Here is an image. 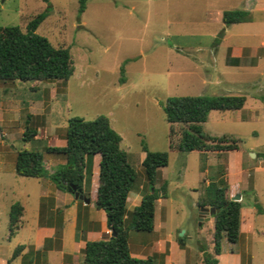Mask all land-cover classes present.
Returning a JSON list of instances; mask_svg holds the SVG:
<instances>
[{
    "label": "rangeland",
    "instance_id": "rangeland-1",
    "mask_svg": "<svg viewBox=\"0 0 264 264\" xmlns=\"http://www.w3.org/2000/svg\"><path fill=\"white\" fill-rule=\"evenodd\" d=\"M250 1L87 0L80 12V0H0L3 26L26 30L30 20L46 13L36 32L55 46L68 47L75 65L67 80H0V264H27L35 256L43 232L40 202L43 222L53 197L50 193L40 201L53 190L48 176L16 172L17 152L42 151L51 172L65 157L46 148L64 145L69 119L101 114L122 136L121 147L137 171L131 195L148 189L143 142L169 154L168 165L156 177V187L166 181L167 190L156 203L155 227L130 230L132 256H153L154 264H203L201 247L214 252V216L200 217L198 201L210 181L226 179L242 194L243 214L240 238L235 244L223 238L218 264H264V164H257L251 153L264 158V0L253 9L252 20L223 21L225 10L244 9ZM236 45L247 58L261 57L259 64L228 65L226 58ZM199 94L246 95L242 108L211 110L202 124L207 134L238 138V150L171 148L163 104L172 96ZM185 126H175L174 139ZM28 127L37 133L26 136ZM93 158L84 183L90 197L99 172ZM15 202L25 212L18 226H11ZM132 202L131 197L129 208ZM97 217L101 224V215ZM19 245L28 251L14 257ZM47 257L49 264H60L57 252Z\"/></svg>",
    "mask_w": 264,
    "mask_h": 264
},
{
    "label": "trees",
    "instance_id": "trees-1",
    "mask_svg": "<svg viewBox=\"0 0 264 264\" xmlns=\"http://www.w3.org/2000/svg\"><path fill=\"white\" fill-rule=\"evenodd\" d=\"M87 0H80L79 11L86 8ZM46 13H41L28 23L23 30L18 25H0V80H67L75 72V65L68 47L55 46L46 36L36 32ZM246 9L225 10L223 21L226 25L250 21ZM229 65L246 64L245 59L228 55ZM264 97V95H263ZM244 94L182 95L169 97L163 104L167 121L170 123L171 148L181 151H228L238 150L239 140L233 135H210L204 132L202 124L211 110L240 109L246 103ZM186 126L174 139L175 126ZM26 136L35 135L30 129ZM65 145L48 146V152L61 154L65 163L52 172L45 167L44 153L36 149H23L17 152L15 170L23 176H48L58 188L70 191L73 185L84 193L86 174L90 170L94 155L99 154V183L95 205L106 212L109 228L115 232L99 240H89L83 250L82 264H154V257L137 258L130 253V230L152 231L155 227L157 200L166 195L167 182L156 187L157 172L168 165L167 151L151 150L145 142L146 153L143 167L148 189L142 192V200L130 212L127 210L129 193L134 188L137 171L130 161L127 151L121 147L122 136L111 125L107 115L101 114L88 120L81 116L69 119L65 134ZM229 183L226 179L212 180L205 194L198 201L199 206L215 207L214 252L201 247L203 264H218L217 256L222 253L224 237L230 243H237L241 233V200L228 196ZM85 194V193H84ZM89 197L88 194H85ZM24 214L20 202L11 205L10 222L17 225ZM61 237L60 226L56 238ZM51 239H47V243ZM184 245V238L179 237ZM24 245H19L14 257ZM30 257L27 264H31Z\"/></svg>",
    "mask_w": 264,
    "mask_h": 264
},
{
    "label": "crops",
    "instance_id": "crops-1",
    "mask_svg": "<svg viewBox=\"0 0 264 264\" xmlns=\"http://www.w3.org/2000/svg\"><path fill=\"white\" fill-rule=\"evenodd\" d=\"M259 1L260 0L250 1L248 5L246 6V8H244L250 12L251 20L253 17L252 15L253 9L259 8ZM243 51H244L243 47H240V45H236L231 54L232 56H238V57H242L245 59L246 64L239 65V66H256L259 64L261 57L260 58L258 57L259 58L258 59L254 55V58L253 57L247 58L243 56ZM65 143H66V140L64 142V145ZM94 156L96 157L95 158L96 166L98 165L99 167L100 156L99 154H96ZM255 156H257V159H258L257 164L263 165L264 158L258 153H256ZM14 160H15V155H14L13 161ZM242 160H241L240 165H242ZM45 167H46V160H45ZM96 174L97 172H94V177ZM50 182L51 184L49 186L53 190H51L47 194L42 195L40 201H42V199H44L45 197L50 196L49 195L50 193L52 194L53 197H52L51 203L47 206V212L45 214L46 218L43 222H42V214H41L42 209H41V202H40V208H39L40 219H39L38 225H39V228L43 229V232L42 234H40L41 235L40 242L34 245L33 249L35 251V256L32 257L31 264H38L37 260H39L38 259L39 256H40L41 264H49L47 261L48 260L47 256L52 252H57L59 254L60 264H82L83 250L86 246L87 241L99 240V239H103L108 236H111V229L109 228L108 219H107V215L105 214V211L103 209L97 208L95 205V202L97 199V188H98V183H99V172L97 175V180H94L93 178L92 192L94 194H92L91 197L89 196V198H91L90 203H86L83 200L75 199V196L73 193L61 190L60 188L56 186L55 183H52V181ZM229 192L231 194L230 198H232L237 193L241 194V192L237 191V189L234 188L230 182H229ZM132 194L133 195H131V192L129 193V197L127 201V210L129 212L135 206L139 205L142 200L141 190H137L135 193H132ZM131 197H132L133 202H132V205L130 206L131 208H129L128 206H129V201ZM241 198H242V194H241ZM139 199H140V202L138 204L137 201H139ZM159 200L160 198L157 200V202ZM101 210H103L104 212L101 213L102 212ZM24 212H25V207H24ZM99 214L101 215V218H100L101 224L100 222L96 223L95 221L96 217ZM242 214H243V209H241V217H242ZM97 222H98V219H97ZM59 226L61 230V237L57 239L56 231ZM68 226H69V229L66 228ZM107 234L109 235L107 236ZM47 239H51V240L47 243L46 242ZM129 242H130V236H129ZM139 246L141 247L142 245H139ZM160 249H161V252L165 251L164 246H162ZM27 251H28V247L27 245H24V248L22 249L21 253L18 256L23 257ZM37 255H38V258H37ZM45 258H46V261L44 260Z\"/></svg>",
    "mask_w": 264,
    "mask_h": 264
},
{
    "label": "water",
    "instance_id": "water-1",
    "mask_svg": "<svg viewBox=\"0 0 264 264\" xmlns=\"http://www.w3.org/2000/svg\"><path fill=\"white\" fill-rule=\"evenodd\" d=\"M251 153H252V155L255 156V153L254 152H251ZM70 191H71V193L74 194L75 199H80V200L85 201L86 203H90V198L87 197L83 192H80L77 189V186L76 185H73L72 188H70ZM240 198H241V194L240 193H237L231 199L232 200H240ZM215 212H216L215 207L200 206V217H202V218L206 214H209L208 216H210V217L211 216H214L215 215ZM114 234H115V232L111 230V236H113Z\"/></svg>",
    "mask_w": 264,
    "mask_h": 264
}]
</instances>
